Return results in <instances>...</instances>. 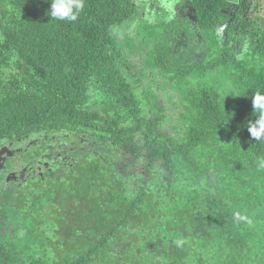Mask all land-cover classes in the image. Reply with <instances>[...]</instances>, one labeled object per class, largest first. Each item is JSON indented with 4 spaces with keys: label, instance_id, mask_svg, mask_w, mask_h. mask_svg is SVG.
<instances>
[{
    "label": "trees",
    "instance_id": "obj_1",
    "mask_svg": "<svg viewBox=\"0 0 264 264\" xmlns=\"http://www.w3.org/2000/svg\"><path fill=\"white\" fill-rule=\"evenodd\" d=\"M46 1L0 0V264H264L261 4Z\"/></svg>",
    "mask_w": 264,
    "mask_h": 264
},
{
    "label": "clouds",
    "instance_id": "obj_2",
    "mask_svg": "<svg viewBox=\"0 0 264 264\" xmlns=\"http://www.w3.org/2000/svg\"><path fill=\"white\" fill-rule=\"evenodd\" d=\"M85 7V0H51V6H49L48 0L46 1L45 11L43 12V18L45 20H58L73 22L78 19L79 14ZM163 7L168 10L169 13L173 10V4L170 0H164ZM45 15L47 19L45 18ZM56 32L55 35L60 37L65 32ZM252 105L254 109V115L257 117L255 120H249L247 122V130L251 137L257 142L264 141V92L256 91L252 96ZM260 166L264 167V159L261 160ZM84 239L90 238L91 233L87 236H81ZM177 246L183 245V240L175 241Z\"/></svg>",
    "mask_w": 264,
    "mask_h": 264
},
{
    "label": "rangeland",
    "instance_id": "obj_3",
    "mask_svg": "<svg viewBox=\"0 0 264 264\" xmlns=\"http://www.w3.org/2000/svg\"><path fill=\"white\" fill-rule=\"evenodd\" d=\"M163 2H164V0H138V3L140 5L141 9L143 10L141 13L143 15H147V16L152 15L153 18H155L156 15L158 14V12H160V11L161 12H167V11H163L161 9L163 7ZM170 2L173 4V10L176 9L175 11L177 12L178 17L184 18V19H190L192 21H196V15L194 14L193 9L190 7L189 4H186L182 8H179V7L176 8V5L178 3L175 2V0H170ZM258 2L261 4V7H259L257 9V12H254V7L256 6V4ZM238 5H239V1H235L232 3V5H231L232 7L230 9L223 11V13H225L226 15H229V20L225 23L218 24L216 31L214 33H212V37L210 39V41L213 43L218 42L219 40L224 39V38L231 39L232 42H231L230 48L232 50L238 49L237 52L235 51L237 53L236 58L234 60L235 62L233 61L232 67L230 69L231 72H235V73L238 72V67L236 66V62H239L240 58L244 55V53L250 47L249 42H247L244 46L239 45L238 38L232 37L231 35H233V34L231 32H228L229 28H230V22L234 18V15H235V12L232 10V8L237 7ZM248 6L251 7V8H249V10L253 9L252 11L254 13L258 14L259 17L264 18V0H249ZM230 80H232V79H230ZM225 89L228 90L226 87L221 85V91L225 90Z\"/></svg>",
    "mask_w": 264,
    "mask_h": 264
},
{
    "label": "flooded vegetation",
    "instance_id": "obj_4",
    "mask_svg": "<svg viewBox=\"0 0 264 264\" xmlns=\"http://www.w3.org/2000/svg\"><path fill=\"white\" fill-rule=\"evenodd\" d=\"M22 178H23V176H21V179H22ZM21 179H20V180H21Z\"/></svg>",
    "mask_w": 264,
    "mask_h": 264
}]
</instances>
